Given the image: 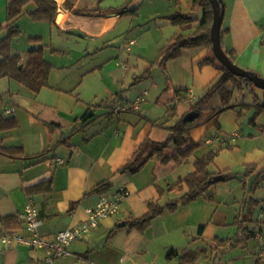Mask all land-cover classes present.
Instances as JSON below:
<instances>
[{
	"label": "crops",
	"instance_id": "0c3cea01",
	"mask_svg": "<svg viewBox=\"0 0 264 264\" xmlns=\"http://www.w3.org/2000/svg\"><path fill=\"white\" fill-rule=\"evenodd\" d=\"M9 1L0 0V25L3 27L6 26L7 22V4ZM54 1L58 5V11L55 17V24H49L52 37H54L55 33L61 39L85 38L88 41L85 49L88 54L101 55L111 51V59L121 56L117 54V46L121 47L120 43L122 41L125 47L128 46L126 50L128 54L134 48L137 47L136 49H138L140 47V44L138 45L135 40L130 39V37L126 38V35L136 22H143L144 16H147V14L151 16L150 18H161L164 21L163 26L166 27L169 16L177 12L190 14L193 8V0L189 2L186 0L184 4L182 0H178L176 2L177 6H173L170 0H138L139 6L137 4L135 7L129 5L130 0H125L124 3H119L116 0ZM222 2L225 6L221 29L224 32L221 36L223 50L225 52H234L237 66L251 71L264 79V0H222ZM145 6H148L151 13L143 12ZM34 8L35 6L30 4L27 10L29 12ZM27 14L29 15V13ZM25 15L17 23L20 28L21 19ZM200 17L202 18V16ZM201 18L197 17V20L200 21ZM174 30H171V37L167 35L163 39L164 41L167 40L168 44L179 32V28L178 32ZM3 35L4 32L0 33V38ZM39 37L43 38L42 36ZM132 41L134 42L133 45H131ZM30 44L31 47L28 48V51L42 45L46 46L44 43L30 42ZM132 47L134 48L132 49ZM62 51L66 52L65 50ZM26 53L12 52V54L21 55L23 58ZM214 58L212 49L205 45L195 49H182L176 58L169 59L165 66H160L168 76L165 89H162L163 87L160 84H154L150 87V91L146 90L144 94H138L137 92L136 95L135 93L133 99L124 97L125 95L121 92H112L110 90L98 93L96 101L106 98H108L107 100L111 99V103H101L103 105L101 108H105L101 109L105 110L102 115L103 122H100L101 120L95 121L96 108L91 106V104H86L85 102L77 103L78 101H75L70 96H60L58 100L56 98V103L49 110L50 112L46 110L48 113L45 115H42L41 112L33 113L30 109L27 110L32 116L30 125H32V128L35 127L34 137H31V139L23 137L22 142L17 143L13 138L15 131L20 129V121L17 119L16 113L14 115H1L0 120L15 118L19 125L11 131L0 132V177L1 175L5 177L0 178V232L6 231L2 220L9 216L20 218L29 199L32 198L40 213L42 222L40 233L45 238L52 239L60 231L72 228L88 218L86 211L94 208L99 198L103 195L92 191L99 183L107 180L112 182V187L104 195H114L121 188H127L130 196L121 203L120 214L104 220L97 229L93 230L84 239L74 242L69 247L71 256L59 261V264H81L82 259H88V255L84 253L85 249L87 248V251L91 250L85 244L88 237H94L97 231L101 229L113 232L117 227L126 226L127 221L131 220L132 217L144 215L151 206L157 204L165 206L167 203L163 204L162 202L165 198H168L167 201L169 200L168 193L170 192H168V186L175 184L179 178L189 174L191 172L190 169H178L179 166L173 161L167 164L157 161L151 169L152 174H150L149 164L136 174H121L118 171L133 158L145 140L151 139L155 142L167 140L168 132L162 127L154 125L153 122L163 117L162 111L166 105L172 106L175 103L176 91L187 90L189 100L177 105V109L174 112L175 117H171L168 124H171V122L175 123L178 118H184L193 106L205 98L208 90L219 79L217 68L221 64ZM207 59L211 61L206 62L205 60ZM125 71L122 79L124 83L125 76L130 74V71H127L126 68ZM150 71L148 69L146 72L150 74ZM138 78L143 79V77L132 76L131 86L135 87L140 82V80H137ZM119 80L120 77L115 79L116 82H119ZM238 86V81L236 86L232 82L227 84V88L233 90L231 104L242 102L239 100L234 101L233 99L234 92ZM152 89L157 91L158 95L155 97L152 95ZM30 94L36 97L40 95V93L36 95L31 91ZM31 95L21 97L28 104L32 102L33 107L41 108L42 106L33 103ZM139 97L144 98L139 110L119 115L113 113V110L119 104L133 103ZM18 105L20 104L18 103ZM222 108L220 90L216 91L204 105L200 106L203 111L201 120L189 125L192 129V137L196 142L203 140L209 128L205 140L209 136L225 133L220 118L225 111L235 109L225 110L214 117L212 121H207L215 110ZM91 111L94 116L86 120V116ZM216 121H218L220 126L219 132L215 127H211ZM98 122L100 124L96 126ZM211 133L213 135H210ZM239 138L231 144L232 147H235ZM16 147L21 148L22 152L13 154V156L4 155L1 152L2 148ZM217 149L219 148H214V151ZM174 153H176V148L165 151L166 156H172ZM39 154L44 155L40 158H35ZM233 157L236 158L235 161ZM263 157L264 154L258 151L242 157L239 149H235L232 152L225 150L215 159L214 168L216 171H232L239 165L245 168L249 164H258ZM229 158L231 159L230 162L228 161ZM146 175L148 177L147 181L143 180ZM43 181H50V191L32 196L27 194L25 190L27 187ZM247 182L249 183V181ZM200 199L189 205L179 207L176 212L170 213L166 211L163 215L157 217L152 226L146 231L135 230L138 232L137 235L148 240L143 256H146L153 240L162 237L158 235L156 230L148 232L153 227L155 229L160 227L166 237L172 236L173 233L177 232V235L181 236L182 239L187 237L186 228H194L196 229L197 240L199 242L203 241V243L207 239L210 240V238L212 240L215 238L245 240L247 238L248 232L241 231L239 226L235 225L237 215L234 217L233 222L229 223L224 214L220 213V217L218 216L219 211L216 209L213 216L208 219L207 205H212L216 201L201 200L203 203L205 202L202 207L199 205ZM258 201L259 205L254 212V218H257L261 208L262 199ZM239 203L241 204V202ZM197 206H199L198 209ZM182 209L183 212L180 213ZM177 214L179 216H193L197 219L191 224L185 219L183 223H179L176 220L179 217ZM122 222L125 225L120 226L119 224ZM247 225L249 228H254L253 222H249ZM202 227L204 228L202 229L203 231H201ZM261 227L264 234V221ZM15 230L18 233H24V223L22 228L9 231ZM182 230L185 232H181ZM178 231H180V234H178ZM184 240L185 244L179 246L172 240L164 241L161 245L164 255L166 253L168 255L170 251L182 252L185 249L193 251L207 250L203 245L191 249L187 247L189 240ZM251 240H255L252 247L250 246ZM245 245H247L249 250L245 255H252L253 259L256 258V255L259 256L261 250L259 241L255 238H249ZM180 247L182 250H180ZM116 250L129 255L127 253L129 249L126 248V245ZM226 251L227 249L224 248L222 253ZM135 256L138 257V254ZM241 257L243 259V256ZM257 258L259 259V257ZM43 259L44 252L42 250H31L17 244L9 249L2 244L0 238V264H33ZM149 260L148 264H156L155 258Z\"/></svg>",
	"mask_w": 264,
	"mask_h": 264
},
{
	"label": "rangeland",
	"instance_id": "374dc122",
	"mask_svg": "<svg viewBox=\"0 0 264 264\" xmlns=\"http://www.w3.org/2000/svg\"><path fill=\"white\" fill-rule=\"evenodd\" d=\"M116 1H119V3L125 2V0ZM177 1L178 0H170L173 6L178 5L176 3ZM185 1L186 0H182L183 4ZM189 1L190 0H188V2ZM137 2L138 0H130L129 5L135 7L138 4ZM143 10L144 13H151L148 6H145ZM200 16L203 17L201 9L193 12L194 18H201ZM150 17L151 16L149 14L144 16L143 22H136L133 28L128 30V34H125L126 38L130 37V39L135 40L138 45L140 44V47L138 49H136L137 47H132V49H134L130 54H128L126 52L128 46L125 47L122 41V43H120L121 47L117 46V54H120L121 56L111 59V51L101 55L88 54L85 51L86 46L88 45V41L85 38L77 37L73 39H61L55 33L54 37H52L51 27L49 25L50 23L45 21H35L28 14L25 15L21 19L20 24L22 35L11 43L12 52L19 51L21 54L26 53L28 48L31 47L30 38H41L39 36H42L43 38H41L42 41H40V43H44L46 45L45 59L52 64L53 69L49 78L50 86L42 89L38 97L33 94L31 95L27 88L16 81L8 79L0 81V116L6 115L7 112L10 111L13 115L16 113V117L20 121V129L15 131L13 137L14 140L18 143L22 142L23 137L27 139L34 137L35 127L32 128V125H30L32 116L31 113L27 111L28 109H30L33 113L41 112L42 115H45L53 108L54 103H56V98L58 100L60 96H70L74 98L75 101L77 100V103L85 102L86 104H91V106L96 108V118H94L95 121L101 120L100 122H103L102 115L105 110L103 111L101 109L105 108H101L103 106L101 103H111V99L107 100L108 98H106L104 100L102 99L96 101L98 93L110 90L112 92H121L125 95L124 97L133 99V95H135V93L136 95L137 92L138 94H144L146 90L150 91V87L154 84H160L163 87L162 89H165L168 76L164 69L160 66L161 61L165 56V50L168 47V42L163 39L167 35L168 37H171V30H174V28V31L178 32V27L170 23V21H168L169 23L166 22L167 25L165 27L163 26L164 21L161 20V18L158 19ZM62 50H65L66 52ZM125 68L127 71H130V74L125 76L126 79L124 83L122 82V79L124 77V73L126 72ZM148 69L151 70L150 74L149 72H146ZM133 75L136 77H143V79H137L140 80V82H138L135 87L131 86V79ZM119 77V82H116L115 79H119ZM238 80L239 86L234 92V101L239 100L245 101V103L248 104H253L254 99L257 97L260 99V102L264 101L263 90L258 89L247 81H243L241 79ZM28 95H31L33 98V103L42 107H33L31 104L32 102L28 104L21 97ZM152 95L154 97L158 95L156 89H152ZM18 103L20 105H18ZM153 105L155 106L154 103ZM170 109V106L166 105L162 111L163 117L158 119L170 121L172 115V111ZM241 110L242 107H238L235 110L225 111L220 118L222 128L225 132L224 134L220 133L221 136L233 135L234 133H239L241 135L238 139V143L235 144V147L228 151L232 152L235 149H239L242 157L254 151L262 152L264 154V131L261 127L264 125V114L258 116V125L254 126L250 124V119L255 116V113L257 112L256 107L247 108L240 113ZM199 120L201 119H197L193 122ZM100 122H98L96 126H98ZM172 123L174 122H171V124ZM210 135L213 134L211 133ZM210 137L213 136H209V138ZM214 148L216 147L204 143L201 147L194 151L193 155L188 160L178 165V169H190L192 172L194 170V162L201 159L206 154L214 151ZM233 158L235 161L236 158ZM228 161L230 162L231 159L229 158ZM155 162L157 161L153 160L148 163L150 174H152L151 169L153 168ZM213 169L215 170V168ZM262 169H264V157L258 163V171H261ZM232 172L238 174V179L229 182H218L212 187L211 192L215 195L216 202L212 205H207L208 219H210L213 216L214 211L218 209V216L220 217V213L224 214V216L227 217V221L231 223L233 222L234 217L239 214V210L241 208V204L239 202L242 203L245 198H247V200H250L251 198L256 200L262 199V201L264 200V178L260 180V184L254 193H250L249 189H243L240 182L241 179H244V166H236ZM147 175L144 178H139H143V180L147 181V178L149 177V175L148 177ZM255 176L256 174L252 178L248 179L249 187ZM0 178L5 177H2L1 175ZM168 196L169 200H175L179 198L181 194L170 192L168 193ZM167 199L168 198H165L162 203H168L169 200L167 201ZM201 200L206 199L204 197L200 199L199 205H205V202L203 203ZM198 207L199 206H197V209ZM256 210L257 208H255V211ZM181 212H183V209L180 213ZM181 216L176 218L179 223H183L185 219L188 220L189 224H191L197 219L193 216ZM122 224L123 222L119 225L121 226ZM255 225L256 224H253V226ZM152 230H156L158 235L162 237L153 240L149 246L146 256H143V253H145L144 248L146 247L148 240L140 237V235H137L138 232L133 230L130 224L117 227V229L113 232L101 229L100 231H97L94 237H88L85 244L86 246H89L91 250L87 251V248L85 249L84 253L88 255V259H82L81 264H148L150 262L149 259L151 258L156 259V264H180L178 258L168 260L166 258L167 253L164 255L161 245L167 240H172L178 246L184 245V239L189 240V245L187 247H190L191 249H195L199 245H203V247L207 249L202 252L196 264H256V258L253 259L252 255H245L249 252L248 247L245 244H240L235 247L227 246L225 247L227 251L222 253V251L214 249L216 243L211 238L210 240L207 239L206 242L204 241V243L203 241L199 242L197 240L196 229L194 228H186L187 237L184 239H182L181 236L179 237L177 232L172 234L173 237H166L160 227H157L156 229L153 227L148 232H151ZM179 232L180 231H178V234H180ZM181 232L185 231L182 230ZM254 241L255 240H251V247L254 244ZM236 244L235 240L233 245ZM124 245H126V248L129 249V251H127L129 255L116 250L118 248H123ZM180 250H182V248ZM136 254H138V257L135 256ZM240 256H243V259L242 257L240 258Z\"/></svg>",
	"mask_w": 264,
	"mask_h": 264
},
{
	"label": "trees",
	"instance_id": "16d2710c",
	"mask_svg": "<svg viewBox=\"0 0 264 264\" xmlns=\"http://www.w3.org/2000/svg\"><path fill=\"white\" fill-rule=\"evenodd\" d=\"M30 4H33L35 8L28 12L27 7ZM198 9H201L203 12V17L200 21L193 17V12ZM57 11L58 5L54 0H10L8 2L6 26L3 27L0 25V33L4 32V35L0 38V79L16 81L36 95H38L42 89L50 86L49 78L53 66L45 59L46 46L42 45L38 48L30 49L23 58L21 55L12 54L11 43L22 35V30L17 23L23 15L29 13V16L35 21H45L54 25ZM167 19L170 23L179 28V32L169 41L168 47L165 50V56L161 61L162 66H165L169 59L176 58L182 49H195L201 47L202 45L212 49L210 32L213 23V10L209 0H193L192 13L182 14L177 12L169 16ZM223 33L224 32L222 30L221 36ZM30 41L32 43H40L42 39L30 38ZM226 53L230 60L235 63L234 52L227 51ZM205 61L210 62L211 60L207 59ZM217 70L219 79L208 90L205 98L200 100L197 105L193 106L191 111L199 112L200 117L198 119H201L203 111L200 109V106L204 105L216 91L220 90L223 108L215 110L212 115L213 117L210 116L208 118V122L212 121L214 117L220 115L228 109L242 107V110L240 111V113H242L243 110L247 108L256 107L257 112L255 113V116L250 119V124L257 126L258 116L264 114V101L260 102V99L257 97L254 99L253 104L245 103V101H242L239 104H231L230 101L233 90H229L227 88V84L231 82L236 86V82L239 81L238 79L247 81L250 84L252 83L246 79L234 76L222 65H219ZM188 100L189 97L187 90L176 91L175 103L170 106V110L172 111L171 117H175L174 112L177 109V105ZM168 122L169 121L161 119L153 122L154 125H158L168 132L167 140L164 142H155L151 139L145 140L133 158L123 168H121L118 173H139L150 161L153 160L160 161L163 164L173 161L176 165H180L188 160L193 155L194 151L205 143V139L207 138L206 136L210 129L209 128L206 131L203 140L196 142L192 137V129L189 127L192 122L185 123L183 118H178L174 124H168ZM18 125L19 123L15 118L1 119L0 132L11 131L17 128ZM211 127H215L219 132L220 126L218 121L214 122ZM261 127L264 131V125ZM218 135L220 134H215L214 136ZM173 148H176V153L172 156H166L165 151ZM232 148V145L221 146L216 151H212L201 159L195 161L194 170L192 172L179 178L175 184L168 186V192L181 194L179 198L170 200L165 206H161L160 204L151 206L147 213L140 217H132L131 220L126 222V225L130 224L133 230L143 232L149 229L154 220L163 215L166 211L170 213L176 212L180 206L189 205L203 197L208 201H215V195L211 192L212 187L217 184L214 182L215 177L223 176L224 181L222 182H229L238 179V174L233 173L231 170L216 171L213 169L215 159L220 155V153L225 150H231ZM1 152L4 153V155L13 156V154L21 153L22 150L19 147L2 148ZM43 155L44 154L36 155L35 158H40ZM257 171L258 164L246 165L244 179L240 180L243 189H249L250 193H254L260 184V180L264 178V169L259 172ZM255 174L256 176L253 178L252 184L249 187L247 179L251 178ZM111 187L112 182L107 180L99 183L92 191L104 194ZM25 190L30 196L34 194L46 193L50 191V181L40 182L36 185L27 187ZM258 205V200L254 198L247 200V198H245L241 203L239 214L236 217L237 222L235 225L237 224L241 231L248 232L247 238L245 240L235 238L222 240L215 238V250L223 251V249L228 245L235 247L240 244H244V241H246L245 244H247L249 238H255L254 229L249 228L247 224L249 222H253V224L258 222V219L254 218L255 208ZM2 222L4 229H6L4 232H17V230H9L20 229L23 224V221L17 216L5 217ZM202 229L204 228L202 227L201 231H203ZM235 240L237 244L233 245ZM203 251L205 250L202 249L201 251H193L185 249L182 252L170 251L167 258H178L180 264H196ZM257 257L258 255H256V263L263 264Z\"/></svg>",
	"mask_w": 264,
	"mask_h": 264
},
{
	"label": "built area",
	"instance_id": "2783aa9c",
	"mask_svg": "<svg viewBox=\"0 0 264 264\" xmlns=\"http://www.w3.org/2000/svg\"><path fill=\"white\" fill-rule=\"evenodd\" d=\"M264 39V35H263ZM134 42H131L133 45ZM143 97H139L135 102L130 104H119L113 110V113L119 115L129 111H137L140 109ZM7 114H11L10 111ZM239 133L227 136H213L206 140V144L213 145L220 148L221 146L233 144ZM63 163L62 161H60ZM264 194V190H263ZM130 196L127 188H121L114 195H102L99 198L97 205L94 208L88 209L86 212L88 218L80 224L60 231L52 239H47L40 233L42 222L40 220V213L35 201L30 198L29 202L20 215L24 223V233L18 232H0L2 244L6 248H13L15 244L25 246L31 250H42L44 252V259L38 260L33 264H59L63 258L71 256L69 247L74 243L84 239L93 230L97 229L99 225L106 219L116 217L121 212V203ZM258 222L254 226L255 239L260 244L259 259L264 264V236L262 233V222L264 221V200L261 203V208L257 216Z\"/></svg>",
	"mask_w": 264,
	"mask_h": 264
},
{
	"label": "water",
	"instance_id": "95a60500",
	"mask_svg": "<svg viewBox=\"0 0 264 264\" xmlns=\"http://www.w3.org/2000/svg\"><path fill=\"white\" fill-rule=\"evenodd\" d=\"M212 5L213 10V23L211 26V41H212V51L217 59V61L227 70H229L234 76L238 78H243L251 82L255 87L264 91V79L257 74L242 69L237 66L233 61L230 60L227 53L222 48L221 42V29L225 15V6L222 0H209ZM94 113L91 111L86 116V120L92 118ZM200 117V113L197 111H190L183 118L185 123L193 122ZM224 181L223 176H217L214 179L215 183ZM122 225H125L124 223Z\"/></svg>",
	"mask_w": 264,
	"mask_h": 264
}]
</instances>
